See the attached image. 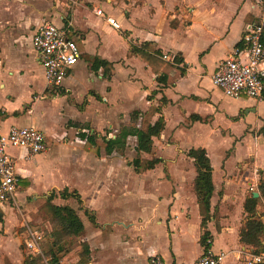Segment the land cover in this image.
<instances>
[{"label": "crops", "instance_id": "crops-1", "mask_svg": "<svg viewBox=\"0 0 264 264\" xmlns=\"http://www.w3.org/2000/svg\"><path fill=\"white\" fill-rule=\"evenodd\" d=\"M128 2L0 0V125L35 127L44 133L47 146L32 161L24 151H9L20 181L16 201L1 210L0 264H24L29 255H22L29 236L26 225L37 227L32 229L41 230L45 238L44 230L20 209L46 206L51 197L53 205L69 206L80 216L85 228L82 242L91 251L89 264H149L155 254L166 264H195L206 250L200 244L202 219L193 189L196 168L187 156L192 148L205 149L213 167V217L208 224L212 249L229 254L223 264H246L240 252L253 248L240 243L239 233L246 219L245 187L257 192L262 180L257 172L264 173V136L258 135L264 126V99L227 98L214 87L212 76L235 48L242 47L247 26L261 22L264 0ZM94 7L101 8L104 16H97ZM86 10L91 11L90 18L85 17ZM107 17L115 18L122 29L112 28ZM45 23L71 24L70 36L82 52L58 95L48 91L32 44L36 30ZM103 29L120 33L123 55L108 42ZM144 42L153 43L163 56L181 59L180 64L170 62L167 80L173 84L159 83L150 67L130 54V43ZM86 56L112 64L113 76L108 79L103 69L93 71ZM119 68L126 71V78L119 77ZM73 94L80 95L78 103L71 100ZM63 97L83 113H91L89 118L72 119L67 113L70 104L60 103ZM163 98L168 102L162 111L166 128L161 137L153 138L152 152L142 153L144 159L163 162L144 175L135 172L132 163L137 157L130 160L123 154L133 139L138 156L136 137H128L124 150L104 156L79 136L116 139L123 130L140 128L134 114L159 106ZM135 101L142 102L143 109ZM47 110L53 114L50 120ZM95 126L115 130L101 135ZM189 137L197 143L182 147L181 140ZM246 144L249 150L237 156V147ZM65 191L77 192L82 203L65 199ZM85 210L94 215L95 224Z\"/></svg>", "mask_w": 264, "mask_h": 264}, {"label": "built area", "instance_id": "built-area-1", "mask_svg": "<svg viewBox=\"0 0 264 264\" xmlns=\"http://www.w3.org/2000/svg\"><path fill=\"white\" fill-rule=\"evenodd\" d=\"M97 16L103 17L101 8L94 10ZM107 23L116 30H121V24L113 17H107ZM71 24L58 27L52 23L41 25L32 38V44L38 54L40 65L44 70L46 86L52 95H58L70 72L79 63L82 52L75 40L71 38ZM242 47L234 49L232 55L222 61L214 75L212 83L224 96L231 99L247 97L261 99L264 91V16L261 22L248 25L241 41ZM163 59L174 62V59L164 55ZM10 149L25 152L27 160H34L47 151L44 133L35 127L11 126L5 129L0 125V215L3 207L16 201L19 187V174L16 159L10 154ZM255 187L250 188L254 192ZM28 232L26 247L33 258H41L43 264H62L59 259L47 256L43 250L44 235L40 230L25 226ZM209 249L195 264H223L229 256L226 252L215 253L212 240ZM246 264H264V249L242 250ZM149 264H166L158 254L149 258Z\"/></svg>", "mask_w": 264, "mask_h": 264}, {"label": "trees", "instance_id": "trees-1", "mask_svg": "<svg viewBox=\"0 0 264 264\" xmlns=\"http://www.w3.org/2000/svg\"><path fill=\"white\" fill-rule=\"evenodd\" d=\"M130 54L135 55L144 61L158 77L159 83H163L165 86L174 83L167 80L169 70L172 69V65H170V62L163 59L162 52L158 50L153 43L144 42L141 45L130 43ZM86 59L91 62L93 71L98 72L103 69L104 75L108 79L113 76L114 67L112 64L90 56H86ZM173 59L175 64L181 63V59L178 56H174ZM262 99H264V91ZM161 101L162 104L159 106H152L146 113L136 112L134 117L140 119V128L123 130L116 139H108L107 137H104L101 142H99L96 134L89 135L87 133H80L79 136L82 140L86 141V146L88 148L96 153H100L101 149H104L107 155L113 154L118 149L124 150L128 137H136V152L138 156L134 159L132 164L136 173L144 175L149 171L154 170L163 162L161 159L157 158L149 160L141 157L142 153L149 154L152 152L151 143L153 138L161 137L166 128V122L162 111L163 107L167 105L168 102L165 98ZM157 115L161 116L156 122H154V118ZM192 119L201 121L199 117H192ZM258 135L264 136V126L259 130ZM187 156L194 160L196 168V177L193 182V189L198 198L199 213L202 219L201 226L203 232L200 244L205 250H207L211 247V245L208 244V241L211 240V234L208 231V224L213 217L211 213V200L215 189L213 182V167L208 152L205 149L192 148L188 151ZM258 173L263 174L261 170H259ZM257 192L260 195L259 198H255L254 193H251L245 200L244 211L246 219L240 228L239 238L242 245L251 247L256 251H260L264 249V221L258 212V206L261 203H264V179H262L257 186ZM62 196L65 199L74 198L79 203H82L81 197L77 192L68 193L65 191L62 193ZM52 198L53 197H51L46 204V211L49 215L52 230L49 233L44 231L45 238L43 242V249L46 255L57 260L60 255H66L69 252V245L72 243L71 240L78 239L83 236L85 228L80 216L73 208L69 206H55L51 203ZM85 213L90 221L95 224L94 215H91L88 210H85ZM47 246L49 248H47ZM78 248L81 249V254L80 261L76 264H88L91 255L89 245L86 242H82L78 245ZM24 264L43 263L41 258H33L28 255Z\"/></svg>", "mask_w": 264, "mask_h": 264}, {"label": "rangeland", "instance_id": "rangeland-1", "mask_svg": "<svg viewBox=\"0 0 264 264\" xmlns=\"http://www.w3.org/2000/svg\"><path fill=\"white\" fill-rule=\"evenodd\" d=\"M63 1H66V0H63ZM75 1H77L78 3H81L83 0H75ZM96 1H98L100 4H105L107 2V0H96ZM116 1L119 2L120 0H116ZM124 1H126V3H129L128 0H124ZM85 6L89 7V6H92V4L86 3ZM96 8L97 7H94L93 10H95ZM84 12H85V15H86L85 17H89L91 11L90 10H88V11L86 10ZM102 31L104 33L103 35L106 36V39H109L108 42L110 44H112V46H115V47L119 48V51H120L119 55L120 54L123 55V43H122V45H119L120 42H121V40L119 38L120 37V33L117 32V31L115 32L113 30L111 32V31H109L107 29H103ZM138 61L142 62V60H139V59H138ZM119 69H120L119 77L126 78V76H125L126 71H122L121 68H119ZM40 70H41L40 71L41 74L43 75L42 69H40ZM76 81H77V79H76ZM41 84H43V85L45 84L44 79L41 80ZM123 84L127 88V83L124 82ZM130 86L132 87V89H135L137 87V85H135V84L130 85ZM116 89H117V87H116ZM116 89H115V93L118 91L120 93V95H121L122 94V90L121 89L116 90ZM71 100L74 103L75 102L78 103L79 100H80V95L73 94L72 97H71ZM71 100L67 99V97H63L60 100V103L61 102H66V103L70 104L71 107H70L69 110H67L68 115H70V117L72 119H74V120L75 119L77 120V119H80V118H81V120L85 119V118H89L91 113H83V111L78 110L76 108V106L71 102ZM135 104H136V106L138 108L143 109L142 102L140 103V101H135ZM48 109L51 110V108H48ZM124 110H125V112H127V110H128L127 107H125ZM47 112H48V119H46V120H50L51 117L53 116V114H52L51 111L47 110ZM99 118H101V117H99ZM94 128H95V132H97V133H99L101 135H106L109 132L115 130V129H110L108 127L102 128V126L101 127H96L95 126ZM68 138L71 139V138H74V137H73V135L69 134ZM101 140H102L101 137H98V141L101 142ZM191 143L196 144L197 140L195 138H193V137L192 138H190V137L189 138H185V139L181 140V144L180 145L182 147H190ZM134 146H135V141L133 139H130L129 142H128L126 151L123 152V154L128 156V159H130V160L133 157H135V158L137 157V155H135ZM195 146H197V145H195ZM237 148H238V151H237V154H236L237 156H243L245 154V151L249 150L247 144L243 145V146L240 145ZM102 150H101V153L104 154V156H105L106 153H105L104 150L103 151ZM213 156L215 157L216 155L213 154ZM141 157H142V155H141ZM257 174L259 175V179H261V178L264 179V173L263 174H259L257 172ZM245 191H247V196L250 195L251 192L249 191L247 186L245 187ZM43 205L41 204V206H38V208H33V209H28V210L25 209L24 207H21L20 211L23 212V214L25 215L26 218H29V219H31L33 221L32 222L33 225H36V226L40 227L41 229H43L44 231L49 233L52 230V226H51V222L49 220V215L47 214V211H46V206H43ZM258 208H259V214L261 215V217H262V219L264 221V203H261L258 206ZM32 228H37V227H32ZM82 238H83V236H81L78 239L71 240L72 243L70 242L71 244L69 245L70 246L69 252L66 255H60V257L58 258L60 261H62V264H72L73 261H76V260L79 261L80 260L81 249L78 248V245L80 243H82ZM47 248H49V247L47 246ZM27 253H28L27 248L25 246H22V255H23V257H26ZM89 263H90V261H89ZM6 264H8V263H6Z\"/></svg>", "mask_w": 264, "mask_h": 264}, {"label": "water", "instance_id": "water-1", "mask_svg": "<svg viewBox=\"0 0 264 264\" xmlns=\"http://www.w3.org/2000/svg\"><path fill=\"white\" fill-rule=\"evenodd\" d=\"M259 196H260V195H259L258 192H255V193H254V197H255V198H259ZM0 218H1V217H0Z\"/></svg>", "mask_w": 264, "mask_h": 264}]
</instances>
